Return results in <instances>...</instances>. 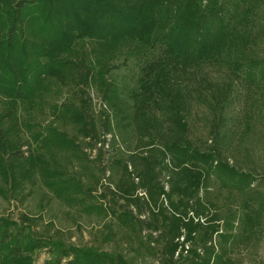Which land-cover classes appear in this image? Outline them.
Returning a JSON list of instances; mask_svg holds the SVG:
<instances>
[{"label":"trees","instance_id":"16d2710c","mask_svg":"<svg viewBox=\"0 0 264 264\" xmlns=\"http://www.w3.org/2000/svg\"><path fill=\"white\" fill-rule=\"evenodd\" d=\"M240 19L252 26L264 21V0H0L4 96L34 99L42 87L51 86L74 87L85 95L83 90L95 85L112 110V119L108 115L105 122L108 133L133 127L140 135L137 146L147 150L128 154L124 163L120 158L112 163L116 191L108 188L107 195L117 207L118 199L124 201L119 207L128 211L126 221L148 230L147 243L159 264L226 263L215 243V236H224L219 215L202 196L209 178L220 171L228 174L231 180L223 181L232 188L250 190L254 204L247 203V210L256 204L255 212H264L259 190L264 171L248 167L255 163L254 156L246 149L240 162H226L223 132L232 85L217 84L203 73L198 76L203 64L218 61L235 46ZM130 59L138 60L144 73L139 94L130 95L141 107L134 116H123L120 95L108 76ZM230 69L235 78H264V55L249 63L232 61ZM194 99L213 115L212 143L206 152L190 138ZM70 109L82 117L83 134L93 139L90 116L74 103L65 107ZM16 111L12 106L0 119L4 154L8 142L2 123H12ZM61 141L66 148L78 146L68 136ZM10 156L24 158L20 150ZM24 220H0V264H36L43 251L48 254L43 264H134L120 252L40 239Z\"/></svg>","mask_w":264,"mask_h":264},{"label":"rangeland","instance_id":"374dc122","mask_svg":"<svg viewBox=\"0 0 264 264\" xmlns=\"http://www.w3.org/2000/svg\"><path fill=\"white\" fill-rule=\"evenodd\" d=\"M237 27L239 37L235 46L218 61L203 64L198 76L203 73L217 84L232 85L223 132L226 162H240L247 149L255 160L248 167L256 166L263 172L264 78H235L230 64L232 61L249 63L250 59L264 55V21L252 26L240 19ZM139 63L130 59L108 76L120 95L123 116L128 113L134 116L141 107L139 99L130 96L140 91L144 73ZM83 91L85 95L74 87L51 86L47 90L42 87L34 99L31 96L11 99L0 92V119L12 106L17 108L13 122L2 123L8 151L4 154L0 148V220L25 219L36 237L46 241H61L68 247L93 248L100 252H120L134 264H159L152 255V245L147 243L148 230L126 221L123 216L128 211L119 207L124 201L118 199L117 207L107 195L108 188L116 191L111 180L115 171L112 163L119 158L124 163L128 154L144 152L147 148H138L140 135L133 133V127L119 131L115 128L113 133H108L105 122L112 113L111 107L95 85ZM71 103L79 105L80 111L90 116L89 127L93 120V139L83 134L82 117L71 109L65 110ZM109 117L112 119V115ZM212 122L211 111L194 99L189 116L190 138L202 152L212 143ZM62 136L73 139L78 146L64 147L60 144ZM19 150L24 156L22 161L10 159V154ZM220 172V177L209 178L202 196L213 203L212 213L219 215L224 236H215V243L226 261L224 264H264V212H255L256 204L247 210V203L254 204L250 202V190L232 188L223 181L231 180L228 174ZM259 190L264 194V185ZM137 194L144 195L140 191ZM46 258V251L41 252L36 264H43Z\"/></svg>","mask_w":264,"mask_h":264}]
</instances>
